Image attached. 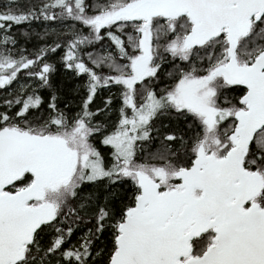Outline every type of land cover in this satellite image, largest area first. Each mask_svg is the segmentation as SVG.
Returning <instances> with one entry per match:
<instances>
[{"label": "snow or ice", "instance_id": "6c2138e0", "mask_svg": "<svg viewBox=\"0 0 264 264\" xmlns=\"http://www.w3.org/2000/svg\"><path fill=\"white\" fill-rule=\"evenodd\" d=\"M0 264H264V0H0Z\"/></svg>", "mask_w": 264, "mask_h": 264}, {"label": "trees", "instance_id": "16d2710c", "mask_svg": "<svg viewBox=\"0 0 264 264\" xmlns=\"http://www.w3.org/2000/svg\"><path fill=\"white\" fill-rule=\"evenodd\" d=\"M58 82L65 85L66 87L74 86V81L69 80L66 76L63 75V70L61 75L58 77Z\"/></svg>", "mask_w": 264, "mask_h": 264}]
</instances>
